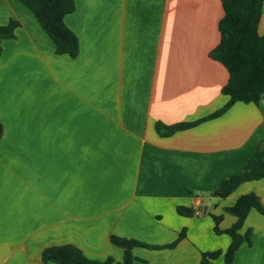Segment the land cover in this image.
Segmentation results:
<instances>
[{
  "label": "crops",
  "instance_id": "0c3cea01",
  "mask_svg": "<svg viewBox=\"0 0 264 264\" xmlns=\"http://www.w3.org/2000/svg\"><path fill=\"white\" fill-rule=\"evenodd\" d=\"M64 24L77 37L75 58L52 40L18 0H0V26L15 21L0 54V264H44L53 246L73 245L94 261L122 264L111 236L174 249L134 248L135 264H199L231 239L215 234L236 218L223 213L255 193L244 183L211 196L240 174L262 145L258 105L221 93L228 74L209 57L219 43L220 0H74ZM264 34V5L258 24ZM196 125L161 136L157 123ZM178 208L194 211L191 216ZM251 231L233 264H264V216L250 210Z\"/></svg>",
  "mask_w": 264,
  "mask_h": 264
},
{
  "label": "trees",
  "instance_id": "16d2710c",
  "mask_svg": "<svg viewBox=\"0 0 264 264\" xmlns=\"http://www.w3.org/2000/svg\"><path fill=\"white\" fill-rule=\"evenodd\" d=\"M35 17L44 33L52 40L56 55H67L75 58L79 52L76 35L64 24V17L74 11V0H18ZM223 16L218 22L220 40L218 45L209 53L210 59L220 63L228 74L226 84L221 93L228 100L216 113L206 119L216 118L226 112L235 103L254 104L264 95V34H258V24L261 17L264 0H220ZM18 26L10 21L6 26H0V54L1 42L14 37V30ZM196 123H182L166 126L156 124V131L161 136H168L180 130L190 128ZM3 127L0 123V139ZM264 179V137L262 145L247 161L243 171L221 183L211 193V196L225 199L236 189L249 182ZM254 209L264 216V205L255 193H248L237 198L235 204L223 209V213L236 218L235 223L226 230H221L219 224L222 216L210 215L215 234H225L231 239L230 245L223 254L224 264H233L236 251L246 242L250 245L251 231L240 235L242 227L250 210ZM178 213L191 216L194 211L189 208H178ZM185 237L182 232L176 241L163 246H152L142 242L111 236L113 245L123 250L122 264H135L141 260L132 255L134 248L147 250L174 249ZM220 252H205L201 254L199 264H212ZM41 260L44 264H112L111 258L105 261L88 259L73 245L53 246L43 250Z\"/></svg>",
  "mask_w": 264,
  "mask_h": 264
}]
</instances>
